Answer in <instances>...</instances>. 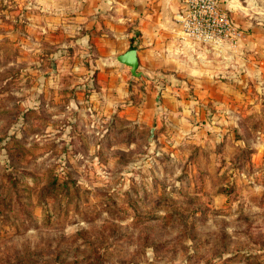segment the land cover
I'll return each mask as SVG.
<instances>
[{
    "label": "rangeland",
    "instance_id": "rangeland-1",
    "mask_svg": "<svg viewBox=\"0 0 264 264\" xmlns=\"http://www.w3.org/2000/svg\"><path fill=\"white\" fill-rule=\"evenodd\" d=\"M233 1L264 50V0ZM24 11L0 0V264H264V66L228 49L223 92L180 90L195 110L104 115L77 83L40 90L57 70L30 64Z\"/></svg>",
    "mask_w": 264,
    "mask_h": 264
},
{
    "label": "crops",
    "instance_id": "crops-1",
    "mask_svg": "<svg viewBox=\"0 0 264 264\" xmlns=\"http://www.w3.org/2000/svg\"><path fill=\"white\" fill-rule=\"evenodd\" d=\"M22 1L27 36L22 38L23 44L36 55L30 64L55 65L57 70L56 74L47 75L46 68L33 77L34 81L38 79L44 93L48 82L77 83L78 93L81 88L89 92L92 102L89 110L108 115V111L113 112L123 102L126 104L121 112H125L128 119L147 123L146 113L154 115L151 106L154 100L157 108L161 107L156 108L155 116L165 109L176 111L179 105L186 112L195 110V101L185 99L180 92L182 88H189L198 97L210 101L214 92L217 95L223 92L226 85L223 76H228L226 81L237 79L234 71L224 68L229 59L225 55L228 48L208 49L199 42L183 38L176 21L180 11L178 0ZM220 2L239 28L244 30L250 26L234 48L238 53L243 51V56L232 57L229 64L234 67L243 64L246 68L264 66V50H260L255 41L256 33H261L257 32L259 28L253 21L239 19L241 13L235 12L233 0ZM16 12L12 13L16 14L14 22L19 14ZM13 28L9 29L10 36L15 35L16 28ZM5 35L8 33L0 30V39ZM129 48L136 49L139 76H132L129 67L116 60L117 55ZM89 50L92 53L89 54ZM256 76L264 82V75ZM159 87H162L160 92ZM34 88L37 89L36 82ZM132 92H138L141 102L130 101ZM172 101L174 108H166L164 103Z\"/></svg>",
    "mask_w": 264,
    "mask_h": 264
},
{
    "label": "built area",
    "instance_id": "built-area-1",
    "mask_svg": "<svg viewBox=\"0 0 264 264\" xmlns=\"http://www.w3.org/2000/svg\"><path fill=\"white\" fill-rule=\"evenodd\" d=\"M176 21L183 38L208 49H234L244 37L220 0H178Z\"/></svg>",
    "mask_w": 264,
    "mask_h": 264
},
{
    "label": "water",
    "instance_id": "water-1",
    "mask_svg": "<svg viewBox=\"0 0 264 264\" xmlns=\"http://www.w3.org/2000/svg\"><path fill=\"white\" fill-rule=\"evenodd\" d=\"M116 60L129 67L130 74L132 76H139L140 73L136 71L138 66V58L135 48H129L122 54L116 56Z\"/></svg>",
    "mask_w": 264,
    "mask_h": 264
}]
</instances>
